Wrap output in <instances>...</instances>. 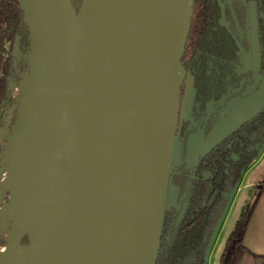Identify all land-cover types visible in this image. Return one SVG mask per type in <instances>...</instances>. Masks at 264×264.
I'll list each match as a JSON object with an SVG mask.
<instances>
[{
  "label": "water",
  "instance_id": "water-1",
  "mask_svg": "<svg viewBox=\"0 0 264 264\" xmlns=\"http://www.w3.org/2000/svg\"><path fill=\"white\" fill-rule=\"evenodd\" d=\"M17 2L29 46L13 131L27 123L35 136L33 221L25 223L33 233L22 244L16 227L5 246L26 245L30 264H155L180 155V57L192 0H82L77 13L70 0ZM82 9L86 68L75 61L69 25ZM263 108L264 77L205 139H189L186 163Z\"/></svg>",
  "mask_w": 264,
  "mask_h": 264
},
{
  "label": "trees",
  "instance_id": "trees-1",
  "mask_svg": "<svg viewBox=\"0 0 264 264\" xmlns=\"http://www.w3.org/2000/svg\"><path fill=\"white\" fill-rule=\"evenodd\" d=\"M192 2V17L180 62L195 78L196 96L200 97L204 92L202 101H199L200 110L203 111L204 101L210 99L218 101L221 96L223 97V102L216 103L208 118L204 119V123L208 124L207 127H211L222 117L223 109L229 102L249 93L245 91L246 86L234 91V88L238 87L240 78L234 79L230 66L225 68L229 69L230 73L228 81L215 79L219 70L217 71L214 65L207 64V61L215 63L217 57L227 58L228 54L232 57L234 48L224 32L213 31L215 25L211 26L212 13L207 10L209 4L199 3L197 0ZM70 3L77 13L82 0H70ZM195 14H197L196 18H194ZM28 46V31L24 27L17 0H0V120L4 110L9 106L12 84L18 85L26 72ZM206 70L210 73L207 74ZM179 129L180 124L178 125L176 121L175 137L180 145V157L185 136L181 137L182 132H179ZM263 150L264 110L218 145L207 157L200 160L194 170L196 178L194 217L191 220L192 214L188 215L189 222L183 225L170 244L167 243L166 235L170 232L167 223L171 208H165L155 264H182L184 259H190L189 264H205L204 254L212 230H216L223 218L230 196L242 176ZM179 162L180 159L171 167L170 184L173 187L172 177L180 167ZM263 187L264 182H261L252 203L241 208L239 217L226 238L219 256V264H236L246 253L242 244L243 237Z\"/></svg>",
  "mask_w": 264,
  "mask_h": 264
},
{
  "label": "flooded vegetation",
  "instance_id": "flooded-vegetation-1",
  "mask_svg": "<svg viewBox=\"0 0 264 264\" xmlns=\"http://www.w3.org/2000/svg\"><path fill=\"white\" fill-rule=\"evenodd\" d=\"M197 1L199 3H206L207 5L209 4V6H207V10H209V13L210 12L212 13L213 20L211 26L215 25L213 31L219 30V32H224L234 48L232 57L230 56V54H228L227 58L217 57L215 63L207 61V64L214 65L217 71L219 70V72H217V75L215 76V79L217 81L219 80L228 81L230 79V73H229V69H225V68H227L226 66H230L231 67L230 69L232 70V75L235 76V78L234 77L233 78L234 79L240 78L238 82V87L234 88V91H238L241 87L246 86L245 91L249 93L238 100L229 102L228 106H226L223 109V115L218 120L220 121L229 113V111L237 103H239L243 99L251 96L254 92H256V90L258 89L261 83L262 78L264 77V0H197ZM251 16H253L256 26L255 41L253 40L251 34V19H252ZM196 17L197 14L194 15V18ZM254 45L256 48L254 47ZM249 56H250V61L249 63H246L249 60ZM242 60L245 62H243ZM182 67L184 68L185 71V77L180 87L179 104L183 102L185 116H182L181 118L178 112L177 123L178 125L180 124L179 132H182L181 137L185 136V142L182 148L181 156L179 157L180 159L179 164L181 163L180 167L177 169V172L172 177L173 179L172 182L175 187L176 196H175L174 204L170 206L171 213L167 223L168 224L167 229L170 230L169 234L166 235L168 244H170L173 241L175 235L179 233V230L182 229L183 225L189 222L187 221L188 215L192 214L191 220L193 219L194 191H195L194 181L196 179L194 176V170L196 169L200 160L207 157L218 146L217 145L216 147L212 148L205 155L199 156L197 163L195 165L193 164L189 166L185 161L187 155V143L194 134L199 132L203 135V139L207 137L213 126L218 121L215 122L213 125H211V127H207L208 124L204 123V119L208 118V115L213 111V108L216 103L221 104L223 102L222 96L218 99V101H214L213 99L204 101L203 111L200 110L199 107H201V105L199 101H202V95L204 92L200 95V97L196 96L197 89L195 87V78L190 71H188L184 66ZM220 68L222 69L220 70ZM206 73L208 74L210 73V71L206 70ZM185 81L191 82L192 90L190 96L188 97H186L184 91ZM12 85H15V83H13ZM262 110H264V108L261 109L256 115H258ZM254 117H252L249 121H251ZM246 123H244L243 125H245ZM243 125H241V127ZM241 127H239L234 133H236ZM234 133H232L230 136H232ZM229 137H227L226 139H228ZM226 139H224L222 142H224ZM204 177L206 178L207 175ZM238 187H239V183L232 192V194L238 189ZM214 232L215 231L212 230L206 246V250L204 254L205 264H208L207 254L214 240V234H215ZM1 238L2 239L5 238L3 236L0 237V247H4V243L3 240H1ZM189 263H190V259H184L182 261V264H189Z\"/></svg>",
  "mask_w": 264,
  "mask_h": 264
},
{
  "label": "rangeland",
  "instance_id": "rangeland-1",
  "mask_svg": "<svg viewBox=\"0 0 264 264\" xmlns=\"http://www.w3.org/2000/svg\"><path fill=\"white\" fill-rule=\"evenodd\" d=\"M249 61H250V56H249V60L246 63H249ZM191 90H192L191 82L185 81L184 91L186 97L190 96ZM11 91L12 94H11L9 106L4 111L0 123V237L3 236L5 238V239L1 238V240H3L4 246L6 241L9 240L7 238L8 234L11 237L13 229L16 227H19V229L22 231V234L25 233L24 236L22 237L23 238L22 244H26L28 240L32 237V233H33L29 225L22 223L20 210H18V214L14 218H12L10 215L9 205L11 203V197H12L11 188L13 187L14 184H16V180L13 174V159L12 156L10 155L11 151L13 150L14 141L11 144L10 141L13 135L12 131L15 125L18 104L20 101V92L18 89V85L17 84L12 85ZM178 112L181 118L182 116H185L183 102L179 104V99H178L177 113ZM175 146L176 143L174 145V149ZM178 160L179 158L177 151L176 164L178 163ZM263 168L264 166L260 167L258 171H262ZM262 175L257 177L256 185L251 187L249 190H244L242 187L249 180L250 175L245 176L244 173V175L242 176V179L239 182V187L237 189L238 191L236 190L232 194L229 205L224 213V216L214 232L215 233L214 240L207 254L208 264H218L217 250L219 246L222 244L224 238L227 236V233L228 232L230 233V231L232 230L235 221L239 217L241 208L243 206H249L252 203L255 194L260 189V183L264 182V175L263 176ZM175 196H176L175 188L169 187V195H168L169 206H172L174 204Z\"/></svg>",
  "mask_w": 264,
  "mask_h": 264
},
{
  "label": "bare ground",
  "instance_id": "bare-ground-1",
  "mask_svg": "<svg viewBox=\"0 0 264 264\" xmlns=\"http://www.w3.org/2000/svg\"><path fill=\"white\" fill-rule=\"evenodd\" d=\"M69 25L72 34V44L76 63L86 68L87 63V37L85 27L84 9L77 16H70ZM34 131L27 123L14 129L10 144L14 141L10 155L13 159V174L16 184L11 190L13 195L10 203V215L14 218L20 210L22 222L30 224L33 221L32 210L29 204L31 185L27 183L30 163L34 157L35 147ZM7 238H10L8 234ZM0 264H30V252L26 245L18 248L5 246L0 248Z\"/></svg>",
  "mask_w": 264,
  "mask_h": 264
},
{
  "label": "crops",
  "instance_id": "crops-1",
  "mask_svg": "<svg viewBox=\"0 0 264 264\" xmlns=\"http://www.w3.org/2000/svg\"><path fill=\"white\" fill-rule=\"evenodd\" d=\"M264 166V151L253 163V165L245 172V176H249V180L243 185L244 190H249L256 185L257 177L264 175V168L258 171L260 167ZM263 172V173H262ZM262 175V176H263ZM229 232L227 233L228 236ZM227 236L222 241V244L217 250V260L224 247ZM242 244L246 249L241 258L236 264H263L264 262V187L253 209L246 226L245 234ZM219 264V261H218Z\"/></svg>",
  "mask_w": 264,
  "mask_h": 264
}]
</instances>
